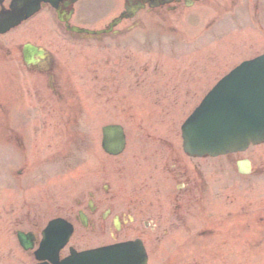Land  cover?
<instances>
[{
    "label": "rangeland",
    "instance_id": "1",
    "mask_svg": "<svg viewBox=\"0 0 264 264\" xmlns=\"http://www.w3.org/2000/svg\"><path fill=\"white\" fill-rule=\"evenodd\" d=\"M203 21L204 23H200L202 30H198L196 35L199 38L192 45L180 43L177 45L178 50L170 49L163 52L154 50L150 53L141 51L139 45L129 55L124 56V58L127 56L131 58L129 63H148L150 66L159 63L160 67L166 71L164 78L150 71L149 74L152 76L149 78L152 77L157 81L149 85L155 84L168 93L167 108H163L165 95L161 90L149 89L147 91L146 89L143 93L137 91L138 94H142L137 99H133L132 96L120 99L117 95L113 97L114 88L109 86L106 88L104 103H99L96 97H90L84 103L88 114L84 116L86 118L81 119L80 126L84 134L89 137L88 144L85 141L84 149L78 147L80 149H76V152H72L73 146L70 149L71 128L76 122L75 119L39 120L42 115L38 113L37 119H13L16 128H21L19 132L23 134L22 139L25 141V146L19 150L7 147L4 145V139L8 131L4 132L1 126L4 120L0 117V264H34L31 253L19 246L16 231L33 229L38 233L50 218L57 215L56 208L77 207L76 203L91 188L89 180H95L100 191L104 190L105 185L108 186V198L120 193L118 196L120 201H124L137 191L163 190L164 187L169 190L170 180L162 175L161 167H157L161 163L151 159L154 156L153 137L161 135L162 139L171 140L175 144L182 143L180 131L182 119L196 105L202 91L210 87V82L202 85L200 94L194 101L190 98L189 103L185 102L188 99V93L184 96V91L189 90L190 93L195 80L205 82L202 69L206 65L208 67L217 62V68L221 69L217 71L219 76L240 60L264 51V38L258 33V26L252 25L251 20L246 23L245 27L241 26L243 30L233 26L231 33V27L227 28L225 20L209 31H205L208 19ZM4 38L11 44L34 39L52 45L57 49L58 56L70 68H81L86 62L85 55L77 54L76 49L81 47L80 45L58 37L46 12ZM231 39L233 40L232 51L228 45ZM123 46L130 47L131 44L125 43ZM174 51L178 52L171 53ZM120 53L118 50L104 49V54L100 56H104L105 61L111 59V62H115V58H122ZM1 62L0 60V66ZM193 64L198 70H192ZM182 66L186 67V70H182L180 68ZM189 77H191L189 82H185ZM178 79L185 80L179 81ZM167 80L170 81L167 82ZM163 82L167 85L163 86ZM174 82L184 87L181 91H177L179 92L177 98H175V93L169 91ZM75 84L81 86L85 83L78 80ZM172 99H178V101ZM154 100L160 101L161 107L157 105L160 103L153 102ZM183 104H187V107L182 108ZM166 110L171 112L170 116L160 117V112L165 114ZM148 111L151 112L150 117L147 115ZM43 121H46L48 125L43 126L41 123ZM113 122H124L128 132L127 150L119 157L106 155L101 147V127L103 124ZM143 152H148L145 155L150 158L142 157ZM246 154L254 159V170L259 169L252 173V177H248L249 180H254L252 181L254 183L247 188L243 185L244 177L237 172L235 163L231 172L232 178L229 180L224 175L220 176L219 173L223 171L226 174L225 171H227L226 166L220 164L225 160L224 157L195 159L202 163L207 176H212L209 179L214 182L217 194L210 197L211 200L204 199L201 214L193 213L187 221H177L180 218L178 215L172 218L173 214H170L169 210V218L173 227L169 231L168 241L154 242L151 236H145L152 240L150 246H153L154 256L169 254L173 257H181L184 254L182 250V245H184L187 256H190L189 264H228V262L243 264V261L245 264H264V239L263 242H252L255 246L250 256L241 252V246L233 248L228 247L229 245L225 246V234L227 233L225 229H228L229 223L234 231L232 234L237 237L236 240L233 239V242H243L242 237H238L237 233L241 232L239 214L249 202H254L255 206L263 205L260 210L264 213V143L237 155L245 157ZM210 160L218 164L217 168L220 169L218 172L209 166L212 164ZM101 165L104 168L102 172L98 171ZM22 170L24 173L20 175L19 171L22 172ZM88 171H90V179H88ZM215 172L218 174L214 175ZM143 185H146L145 188L142 187ZM117 208L123 209L125 205H117ZM145 210L152 211L148 206ZM230 214L231 221L229 218L226 220L225 228L219 223L216 229L217 219ZM139 216L146 217L145 215ZM200 228L202 234L198 236L195 233ZM127 229L125 228L122 234H127ZM78 230L74 240L81 239L84 234L82 228ZM250 237L256 236L252 233ZM127 238L131 236L122 235L110 238L106 234L103 238L100 235L90 234L86 242H112ZM211 256L218 262L210 261Z\"/></svg>",
    "mask_w": 264,
    "mask_h": 264
},
{
    "label": "flooded vegetation",
    "instance_id": "2",
    "mask_svg": "<svg viewBox=\"0 0 264 264\" xmlns=\"http://www.w3.org/2000/svg\"><path fill=\"white\" fill-rule=\"evenodd\" d=\"M130 2L134 5L144 3V6L134 17L123 20L113 27H109L113 17L110 19L105 17V0H79L67 9V14L62 12V16L55 9L46 7L45 10L52 17L57 30L71 41L85 46L77 49L79 52L94 55L95 53L90 50L104 48V43L108 40L112 41L113 45L110 46L112 50L121 52L122 58L113 63L104 62L102 59V61L84 64V67L76 74L85 83L81 93L74 84L73 72L56 62L53 56L54 50L47 48L45 56L34 57V63L28 65L24 61L23 46L15 47L17 53H14L13 49L7 48L0 40V50L6 52V61H4L9 72V84L5 86L2 112L6 119L5 127L8 131L6 138L9 145L15 144L17 140L16 144L20 149L25 146L23 134L19 132L21 128L11 126L10 120L14 117L37 119L39 117H36L37 113L41 114L42 117L39 118L44 120L75 119L70 140L78 144L82 140L80 121L87 113L83 109V104L84 101L89 100L90 90L87 87L89 80L93 81L91 91L96 93L100 103H104L106 88L109 86L114 88L113 97L117 95L120 99L129 97L126 95L139 88V91H142L148 87L147 84L152 82L147 78L148 64L129 63L131 58L129 56L124 58V56L129 55L136 47H124L123 42L146 45L148 48L145 49L148 51L177 48L180 42L188 44L194 42L199 37L196 35L200 23L207 19L208 29L226 19L228 29L231 27V31L237 23L243 26L251 20L258 24L260 31L264 34V0H130ZM8 3L9 0H6L4 5L8 6ZM112 4L115 8L120 5V0H112ZM73 26L95 31L105 29V31L102 33L77 32L72 28ZM96 52L98 53L99 50ZM25 74H28L29 78H25ZM123 89L127 90L126 94L122 93ZM42 124L46 126L47 122L43 121ZM165 156L169 157L166 159L172 158L181 163L175 149L166 153ZM162 158L164 160V155ZM103 169L101 165L98 171L102 172ZM170 172L175 179L185 181L184 188L171 192L157 191L155 195L152 192L136 193L130 197L128 206L124 210L116 209V206L120 204L118 196H113V202H110L105 193H100L98 183L95 180H89L91 189L88 190V201L86 202L87 195L79 201L80 211L87 220L85 229L100 236L131 235L141 238L145 241L146 249L152 252L150 242L145 236H151L154 242L167 241L170 208H173L176 214L183 216L186 221L192 212L200 209L203 201L198 188L192 185L196 181V171L174 164ZM21 173L24 171L22 170ZM87 175L90 179V171ZM144 203L150 205L153 210L146 213L151 216L140 218L139 215H142L145 210ZM67 216L79 221V215L70 213V210ZM115 219L120 229L116 228ZM263 219L264 216L255 214L250 225L260 226ZM124 227L128 228L127 234H122ZM85 241L84 239L83 242H74L68 246V249L71 246L80 248L95 243ZM105 243L102 242L100 245ZM68 249L65 248V250ZM153 257V254L149 256L148 264H152ZM180 263L183 264V261L181 260ZM158 264H170L169 256L161 257Z\"/></svg>",
    "mask_w": 264,
    "mask_h": 264
},
{
    "label": "water",
    "instance_id": "3",
    "mask_svg": "<svg viewBox=\"0 0 264 264\" xmlns=\"http://www.w3.org/2000/svg\"><path fill=\"white\" fill-rule=\"evenodd\" d=\"M26 1L28 0H21L22 2V7L21 9L24 8V5L26 3ZM46 1H51V0H46ZM37 2H39V0H37ZM18 12H11V13H6V14H2L0 15V32H6L7 30H9L11 27L19 24L21 22V20L24 17V12L20 10V8H18ZM28 11V10H27ZM29 15V14H28ZM240 103H235L233 104V109L236 110L237 112H240V110H249L250 113H245V115H249L248 117H246V119L252 120L254 118V113L253 112H257L260 105L258 106L257 102H250L247 101L245 102L244 100L239 101ZM243 106V107H242ZM231 107V106H230ZM258 107V109H257ZM224 120H230L227 118H223ZM240 119V120H239ZM242 118L241 117H231V120L228 121L227 123H231V125H237L239 124V122H241ZM192 125V124H191ZM256 125V124H254ZM191 126L190 124L188 125V130L187 135L185 136V146L187 151H196L197 153H201V154H205V153H211V154H216L217 152H227L229 150H233V149H238V148H242L244 146H246L250 141H255V142H259L261 140L264 139V134H256L254 136H247V138H245L242 141H236L234 143H226L225 145L217 148V149H204L201 145L199 146V142H197L196 136L195 134L191 131ZM104 133H105V138H104V148L106 149V151H108L109 153H113V154H118L120 153L124 146H125V136L123 133V130L120 126H116V125H109L106 126L104 129ZM198 140H201V138L199 137ZM197 142V144L195 143ZM195 149V150H194ZM19 237L21 240H23L24 236L20 233ZM49 242L47 244V246H49ZM26 247H28L29 245L26 244ZM47 264V263H45ZM53 264H57V260L54 261Z\"/></svg>",
    "mask_w": 264,
    "mask_h": 264
}]
</instances>
